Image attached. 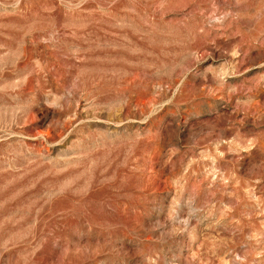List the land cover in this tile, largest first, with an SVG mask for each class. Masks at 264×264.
Here are the masks:
<instances>
[{"label":"rangeland","instance_id":"374dc122","mask_svg":"<svg viewBox=\"0 0 264 264\" xmlns=\"http://www.w3.org/2000/svg\"><path fill=\"white\" fill-rule=\"evenodd\" d=\"M0 264H264V0H0Z\"/></svg>","mask_w":264,"mask_h":264}]
</instances>
